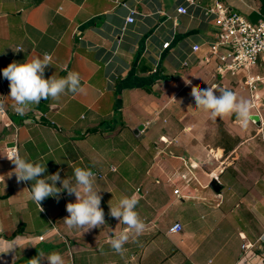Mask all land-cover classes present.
<instances>
[{
	"label": "crops",
	"instance_id": "1",
	"mask_svg": "<svg viewBox=\"0 0 264 264\" xmlns=\"http://www.w3.org/2000/svg\"><path fill=\"white\" fill-rule=\"evenodd\" d=\"M218 2L250 21L264 20V0H192L187 13L177 11V0H0V100L6 112L0 116V264H29L39 252H59L65 264H92L98 256L101 264H145L153 236L164 237L159 264H178L183 258L193 264L208 250H215L219 264H264V144L259 140L264 134V87L253 108L261 125L252 121L247 129L234 115L212 118L191 96L193 86L216 85L238 97L247 92L253 102L251 91L237 78L217 75L216 57L203 60L219 29L207 11ZM132 9L134 21L128 23ZM194 44L200 45L196 52ZM46 53L52 59L45 78L75 71L86 91L42 100L18 115L2 70ZM222 131L238 141L225 155L219 144ZM13 153L46 165V175L59 172L73 185L77 167L104 173L95 176V186L102 191L105 224L88 231L69 229L63 221L69 215L66 205L76 198L66 190L58 199L46 198L40 211L30 199L32 182H17L8 159ZM213 170L230 188L225 198L202 182V175ZM174 177L183 180L173 187L182 197L135 184L173 183ZM231 183L237 188L231 190ZM212 191L220 198L215 196V207L207 205V223L172 216L173 203L206 202ZM133 194L146 227L139 236L130 234L124 251L117 253L108 241L126 225L110 216V205ZM204 202L199 204L206 209ZM176 221L182 231L170 232ZM41 234L46 238L39 243L48 244L36 243ZM10 243L15 251L7 253ZM163 249L172 252L163 256Z\"/></svg>",
	"mask_w": 264,
	"mask_h": 264
},
{
	"label": "clouds",
	"instance_id": "2",
	"mask_svg": "<svg viewBox=\"0 0 264 264\" xmlns=\"http://www.w3.org/2000/svg\"><path fill=\"white\" fill-rule=\"evenodd\" d=\"M17 51H23L17 49ZM52 57L44 54L43 57H33L23 63L12 62L2 70L3 77L9 81L10 97L14 101V109L18 115H25L32 105H38L42 100L49 98L58 100L62 94L71 92L83 94L86 89L81 85V77L78 72L69 71L64 77L55 75L45 78V68L51 65ZM219 92L220 95H216ZM191 96L195 105L212 118H223L226 115H234L242 129H247L255 117L253 115L254 103L251 100L238 97L235 92L216 85L201 89L193 86ZM15 166L14 172L17 182H32L30 199L37 204L40 211L42 202L48 197L59 198V194L66 190L68 195H75L76 201L66 205L69 213L64 218V223L69 229H84L86 231L99 228L105 224V213L101 207L102 196L95 186V173L90 168L74 169L75 185L69 179H61L60 173L46 175V165L34 163L13 153L8 158ZM43 177V178H41ZM57 182L61 187H57ZM139 203L136 194L122 196L115 206L110 205V216L126 225L118 235L109 239L111 248L117 252L124 251L123 246L129 241L130 234L139 236L145 230V223L136 210ZM85 231V232H86ZM15 246L8 245L7 253L14 252ZM65 264V259L59 252H43L31 260L29 264Z\"/></svg>",
	"mask_w": 264,
	"mask_h": 264
},
{
	"label": "built area",
	"instance_id": "3",
	"mask_svg": "<svg viewBox=\"0 0 264 264\" xmlns=\"http://www.w3.org/2000/svg\"><path fill=\"white\" fill-rule=\"evenodd\" d=\"M181 3L177 7L179 13H187L188 6L192 0H177ZM214 14L215 23L219 29L215 37L208 41L209 54L203 56V60L208 62L212 56L217 58L216 73L224 78H236L238 71L242 68L250 69L256 65L264 67V20L253 22L245 18L240 12L232 10L221 2L207 11ZM135 11L132 9L126 18V22L134 21ZM124 30V27H122ZM169 41L163 43V47H168ZM200 49V45L194 44L192 51L196 52ZM243 85L246 86L252 93L253 103L256 106V101L259 99L260 87H264V73L244 76ZM3 101L0 100V116L4 115L5 109L2 106ZM15 110V109H14ZM254 122V120H253ZM191 165H195L190 158H187ZM115 170L114 166L110 167ZM95 176L103 177L104 173L98 170H93ZM215 171H210L202 175V179L207 178V184L215 177ZM174 194L182 197L179 188H174ZM183 225L180 221L174 222L170 228V232H181ZM46 234H41L37 237V241H43Z\"/></svg>",
	"mask_w": 264,
	"mask_h": 264
},
{
	"label": "rangeland",
	"instance_id": "4",
	"mask_svg": "<svg viewBox=\"0 0 264 264\" xmlns=\"http://www.w3.org/2000/svg\"><path fill=\"white\" fill-rule=\"evenodd\" d=\"M260 73H264V67H260V65L258 64L256 66L250 68V69H244V68L240 69L236 75V78H237V81L239 82L240 85H242L243 87L248 89L246 86L243 85L244 76L246 74L256 75V74H260ZM240 97H242L244 99H248V100L251 99L249 97V93H247V92L241 93ZM263 99H264V97H263ZM260 110H261L262 114L264 115V100L262 101V104L260 105ZM263 138H264V134H263V136L261 135L259 140L261 143L264 144V141L262 140ZM133 146H135V144H133ZM250 163H251V161H250ZM168 164L171 166V164L169 162H168ZM252 166H253V164H252ZM164 167H166V165ZM121 171H123V170H121ZM179 175H181V174L179 173ZM172 180H174L173 183L170 180H164L162 182L160 181V183H155V180H153L151 183H147V184L141 183V181L135 182V184L139 185L142 188V190L147 189L153 193H155L157 191H162V190L172 191L173 187L175 186V183H176V186H182L183 185V182H182L183 180L181 179V177H174V179L172 178ZM249 181H251V180H249ZM202 182L205 185L209 184V182L207 184V178H206V182L204 179ZM241 184L243 185L244 189H246L247 187H250V183H247V184L241 183ZM230 186H231V190L235 189V187H236V185H234L233 183H231ZM209 191H210V189H209ZM229 191H230V188H228V185L222 183V189L220 190V192H221V195L223 198H225L228 194L230 195ZM160 193H162V192H160ZM215 196L220 198V196L218 194H216V192L212 191L211 197L206 198V202L199 201V200H192V199L188 200V199H186V200H184V202L180 201L179 204L173 203V205L171 207L172 216L173 217H176V216L177 217H184V218L186 217L189 219L193 218V222H195V224H198V223L201 224L204 222L207 223L210 219V215H209V211L207 209V205H211V206L215 207L214 205L217 202V199L215 198ZM150 200H157V199L152 198ZM200 202L206 203V209L203 208L201 206V204H199ZM45 205H46V207L48 206L47 204H45ZM50 211L52 212V210H49L48 212H50ZM216 228H218V227H216ZM47 231H44L43 233H46ZM154 235H155V233H154ZM153 238H155V237L153 236V237L148 238L147 246L145 249V255H146L145 264H159L160 258H164V257L160 256V252L158 251V249H160V245H162L160 238H164V237L163 236H161L160 238L158 237L157 240H153ZM218 241H219V239H218ZM36 243H39V241ZM39 244L46 245V244H48V242L45 240L44 242H40ZM201 249L202 248H200V250ZM171 252H172L171 249H169V250L163 249L161 254L163 253V256H166L167 253L169 254ZM32 255H37V254L32 253ZM92 259H93L92 264H101L102 263V258L99 256L93 257ZM208 259H212V261L208 263ZM182 260L183 261L178 263V264H191L189 262V260H186L185 258H183ZM192 263L193 264H219L218 254H215V250H211V251L208 250L206 252H201L200 256H198L195 261H192ZM73 264H75V263H73ZM163 264H169V263H163Z\"/></svg>",
	"mask_w": 264,
	"mask_h": 264
},
{
	"label": "trees",
	"instance_id": "5",
	"mask_svg": "<svg viewBox=\"0 0 264 264\" xmlns=\"http://www.w3.org/2000/svg\"><path fill=\"white\" fill-rule=\"evenodd\" d=\"M222 132L223 133L221 135V139L219 140V144L221 145V149L225 155L235 148L238 141L233 140L225 131Z\"/></svg>",
	"mask_w": 264,
	"mask_h": 264
},
{
	"label": "water",
	"instance_id": "6",
	"mask_svg": "<svg viewBox=\"0 0 264 264\" xmlns=\"http://www.w3.org/2000/svg\"><path fill=\"white\" fill-rule=\"evenodd\" d=\"M255 117H253L254 122L257 125H261V121H260V116L256 113L253 114ZM143 128V124H140L135 130L134 132L138 135L139 134V130ZM163 140H165V138H163ZM214 191L219 192L222 189V184L218 181L217 177H214L213 179H211V181L208 184Z\"/></svg>",
	"mask_w": 264,
	"mask_h": 264
},
{
	"label": "bare ground",
	"instance_id": "7",
	"mask_svg": "<svg viewBox=\"0 0 264 264\" xmlns=\"http://www.w3.org/2000/svg\"><path fill=\"white\" fill-rule=\"evenodd\" d=\"M49 119V118H48Z\"/></svg>",
	"mask_w": 264,
	"mask_h": 264
}]
</instances>
